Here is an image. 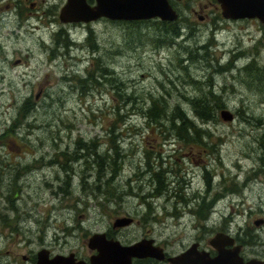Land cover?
Segmentation results:
<instances>
[{"label": "rangeland", "instance_id": "374dc122", "mask_svg": "<svg viewBox=\"0 0 264 264\" xmlns=\"http://www.w3.org/2000/svg\"><path fill=\"white\" fill-rule=\"evenodd\" d=\"M174 6L183 18L178 49L155 47L150 23H143L140 31H128L125 22L109 19L92 27H65L74 39L68 48L65 35H53L56 27L16 29L6 22L5 58L0 53L1 263L13 259L17 264L15 258L23 262L22 254L42 245L53 252L86 254L87 236L111 228L114 216L124 213L134 221L121 229L123 239L145 233L172 253L192 241L209 246V237L223 226L250 240L244 244L249 256L264 258V79L256 78L254 70L238 72L254 56L264 64V24L255 17L224 18L216 0H178ZM189 26L193 33L185 39ZM210 37L211 65L203 49L191 62L181 52L183 45L193 49ZM95 54L101 57L98 63ZM177 57H183L186 68L179 67ZM230 59L234 67L226 69ZM103 66L121 81L122 94L101 77V70L105 78L112 73ZM88 73L99 74L95 83L78 80ZM206 82H212L217 93L224 86L222 99L234 118L218 115V120L201 126L211 132L204 138L205 149H189L175 134L166 135L173 131L168 121L154 134L140 112L129 113L147 107L151 97L187 109L198 86L208 89ZM25 101L32 109L22 115ZM117 105L121 116L116 115ZM113 125L121 134L107 132ZM77 139L92 147L79 145L77 160H68V170H62L58 161L64 157L56 153L73 152ZM112 140L119 152L108 153L122 168L113 183L116 196L108 202V196L94 190L85 193L82 183L92 182L96 175L86 167L112 161L102 154ZM95 152L102 155L94 157ZM26 159L25 167L20 160ZM30 164L33 170L26 169ZM159 167L165 171L151 176L150 170ZM22 174L26 177L19 178ZM66 175L70 192L64 194L60 186L66 187ZM166 178V190L153 196L156 181L166 183ZM15 184L22 185L16 198ZM200 196L206 197L202 205L216 197L206 219H198L192 210ZM16 204L18 209L12 207ZM15 209L20 213H13ZM1 213H7L11 225L1 220ZM256 218L263 221L255 224Z\"/></svg>", "mask_w": 264, "mask_h": 264}, {"label": "trees", "instance_id": "16d2710c", "mask_svg": "<svg viewBox=\"0 0 264 264\" xmlns=\"http://www.w3.org/2000/svg\"><path fill=\"white\" fill-rule=\"evenodd\" d=\"M176 4L178 3V0L174 1ZM173 2V4H174ZM178 9V8H177ZM179 10V9H178ZM180 11V10H179ZM222 15V14H221ZM225 18V17H224ZM183 18L180 17V13L178 18H176L175 20H163V19H159V18H146V19H130V20H119L122 22H125V24L129 27L128 31H140L144 25L143 23H147L146 25H148V23H150L153 27V29L155 30V33H153V39H152V43L155 47H159V46H174L176 45V49H178V47H180L181 43L178 42V38L183 34V32L180 29V20H182ZM116 21V20H113ZM264 28V25H263ZM193 29L189 26V33L186 35L185 39L188 38V36L190 37L191 34L193 33ZM60 33H62V35H65V37L67 38V41L65 42V46H72V44H74L73 40H70L68 37V33L64 30L61 29L59 31ZM91 34V32H90ZM135 34V32L133 33ZM212 36V35H211ZM91 39L93 38V35L90 37ZM212 37H210L208 39V41L203 42V43H199V44H195L196 47H194L193 49H191L189 47V45L184 46L181 48V52L184 54L186 53V58L191 62L192 59H194V55L197 54L198 49H203L206 52V57L205 60H207L206 64L207 65H211L209 63L210 57H209V46H212L213 44V39H211ZM261 40V38L259 39ZM73 42V43H72ZM70 48V47H68ZM96 49V47H94ZM194 50V52H193ZM97 51V50H96ZM179 52V50H178ZM237 55H233L231 59L234 60V58H236ZM94 60H96V62L98 63L99 60H101L100 56H97V54L94 55ZM229 60L228 62V66L225 67L226 69H230L234 67V64L232 63V60ZM177 61H178V65L179 67H181L182 69L186 68L187 65H183L182 61H183V57L179 58L177 57ZM218 65V64H216ZM105 67V69H109L110 72H112L111 74H109V77L105 78L104 77V72L102 71V78L106 79L108 82H111L113 84V86H115L117 88V92L119 94H122L120 92V84L121 81L115 76L113 75V70H111L108 66H103ZM100 68L97 67L96 70ZM245 70L246 72L250 69V70H254L255 71V76L256 78L260 79H264V64H258V61L256 60L255 56L250 59V61L248 63H246L244 66H242L238 72ZM100 70V69H98ZM252 74V77L253 75ZM111 75H113L114 77L117 78V80L113 77H111ZM96 76H99V74L94 75L91 73H88L86 76H78V80L79 81H83V82H89L92 81L93 83L96 82ZM254 76V77H255ZM111 79V80H110ZM257 80V79H255ZM195 80L193 78H190L189 82H194ZM259 80H257L258 82ZM204 85L208 86L207 90L202 89V86H198V93L197 95H194L192 97L188 98V108H184L182 107L179 103H175L174 105L170 106L166 104V101L161 98V97H151L149 99V101L147 103H150L147 107L143 108V106H139L138 109L136 111H131L129 113L132 112H140L142 114L143 117H145V119L147 120L148 124H149V128L151 132H159L162 129V124L164 121H168L171 126L173 131H167L168 134H175V136L180 139L181 144L183 145L184 143L188 146V148H192L194 149H205V141L204 138L208 137L209 135H211V132L208 129H204L201 126L204 123H208V122H214L216 120H218V115L220 116V109H222L223 107H226L224 100L222 99V95H223V91H224V86L220 89V93H217V91L213 90L212 88V82H206ZM129 97V96H128ZM27 100V99H26ZM127 100V99H126ZM146 103V104H147ZM120 108H122L121 106L117 105L115 107V112L116 115L121 116L120 114ZM22 109H23V113L22 115H27L30 110L32 109V105H28L27 101H25L22 105ZM121 118V117H119ZM196 120H199V124L196 122ZM118 128V126H111L110 129L107 131L110 134H114L116 133L117 135L121 134L119 131H115ZM9 131V129L7 130V132ZM155 134V133H154ZM159 135V134H156ZM81 143V144H79ZM109 146L105 149V152H102L103 155H107V157H110L112 159L111 162L109 163H96V164H92L91 167H86V169H93L96 172L95 178L92 176L88 177V181L89 178H92V182H86V183H82V187L84 189V192L87 193V189H90V191L94 190L96 193L99 192L101 194H104L105 196H108L109 198L107 199V201L109 202L111 199V196H116L115 193V187H114V181L116 180L120 169L122 168V164L117 167V165L115 164V160L117 157H112L110 153H108V151L113 150V152L118 153V146L114 143V141H109L108 142ZM79 145H82L83 148H86V150H88L87 147H90L89 149H91L92 145L89 144H84L81 140L77 139V141H75V150L73 152L65 153V152H58L56 154L63 156L64 159L58 161L59 162V166L62 170H68V160L70 159H74L77 160L76 158V151L77 149H79ZM112 146V147H111ZM111 147V148H110ZM264 151V150H263ZM262 151V153H264ZM102 154H98L97 152H95L94 157H97L98 155H102ZM31 169V167H28V169ZM71 171H73V169H70ZM158 171H165V169L163 168H158V169H154V170H150L151 172V176H157ZM68 173V172H67ZM207 175V173H205ZM67 179L64 180L66 187H61L60 188L63 190L62 192L65 194L67 193V191L70 192L69 189V185H70V181H69V175ZM103 182H101V181ZM100 183H97V182ZM156 181V180H155ZM208 185L210 186V181L207 179ZM103 184V185H102ZM157 186L154 187V191L152 192L153 196H159L160 194H162L165 190L168 184V180L166 178V183H158L156 181ZM102 185V188H101ZM68 187V189H67ZM20 189L21 186L18 184H15L13 186L12 189V196H16L17 194H20ZM117 197H119V195H117ZM180 197V195H179ZM183 200H185V198L183 196H181ZM201 200L198 201L197 203V207L195 209H192L194 211V213L197 215L198 219H206L211 212L214 211V204L216 201V197L207 200L206 205H202L201 202H205L204 199H206L205 196H200ZM199 198V195L197 193H195L193 195V200H197ZM150 205V203H149ZM13 208H16V206L12 205ZM13 211V210H12ZM149 211V210H148ZM147 211V212H148ZM16 212L18 213V211H13V213ZM20 213V212H19ZM18 216H20L18 214ZM116 217V216H115ZM5 219V220H4ZM1 220H4L5 224L11 225V220L8 219L5 216L2 217ZM16 221V217L14 218V224ZM212 229V228H211ZM218 230H222L224 231V227H218L216 228ZM239 241H241L243 244H246L248 242H250V240H245L244 238H239ZM0 264H13V259L10 262L6 263H1Z\"/></svg>", "mask_w": 264, "mask_h": 264}, {"label": "water", "instance_id": "95a60500", "mask_svg": "<svg viewBox=\"0 0 264 264\" xmlns=\"http://www.w3.org/2000/svg\"><path fill=\"white\" fill-rule=\"evenodd\" d=\"M223 17L257 18L264 24V0H216ZM100 16L111 19L130 20L160 18L175 20L179 13L171 0H96L91 6L86 0H67L61 9L60 17L64 21L92 20ZM220 116L224 120H232L233 112L223 107ZM129 215H119L114 218L113 225H125L132 221ZM262 218L255 220L258 224ZM104 232H93L87 239L88 246L96 248L97 252L90 256L92 264H128L133 256H151L163 259V247L154 242L153 237H143L131 243L123 244L118 239L106 238ZM208 243L217 252L210 256L208 250L200 249L199 243L194 241L179 253L169 255L167 259L174 264H263L257 257L244 259L239 253L241 244L227 232L217 231ZM225 244L232 245L225 248ZM47 248H40L37 252L35 264H82V259H75L73 252L69 254L57 253L49 256Z\"/></svg>", "mask_w": 264, "mask_h": 264}, {"label": "flooded vegetation", "instance_id": "af4514ba", "mask_svg": "<svg viewBox=\"0 0 264 264\" xmlns=\"http://www.w3.org/2000/svg\"><path fill=\"white\" fill-rule=\"evenodd\" d=\"M66 2H67V0H0V53L3 55V57L5 58V56H6V49L3 45V43H4L5 34H6L5 26H6L7 21L12 22L16 29H18L19 27H22L23 25H26V26L32 25L33 27L45 26V27H48L50 29H53L54 27H56V29L53 31V35L60 33L59 31L61 29H64L66 32H68L65 29V27H92L95 24V22H98L101 19H109V20L113 21L112 19H110L108 17H104V16H100L96 19H92V20H88V21H84V20L64 21L60 17V12H61V9ZM86 2L91 6L96 4V0H86ZM194 11L196 12V10H194ZM9 33L10 32L8 31V34ZM60 34H62V33H60ZM68 47H70V46H68ZM16 162H15V164H16ZM20 162H22L25 167L27 166V159L23 160V161L20 160ZM28 167H31V169L30 168L28 169ZM28 167L26 169L33 170L32 164L28 165ZM18 177L19 178H25L26 176H25V174H22V175H19ZM18 185L22 186L21 184H18ZM14 198H16V197H14ZM14 206H16V208L18 209L17 204ZM124 214L128 215L127 213H124ZM124 214H120V215H124ZM5 215L7 217V213L6 214L1 213V218ZM115 216H117V215H115ZM115 216H114V218H115ZM133 219H134V217H133ZM256 219H258V218H256ZM255 220H254V223H255ZM262 221H263V219L261 220V222ZM132 222H130L129 224H131ZM127 225L114 226L113 222H112L111 228L106 227L101 232L105 233L104 235L106 238L118 239L123 244L131 243L133 241H136L138 239L145 237V233H144L142 235H139V237L136 239L133 238L130 240V239L121 238V234H122L121 229ZM219 231H222V230H219ZM224 231L229 233L234 238L235 242L241 244V248L239 250V253L244 257L245 260L250 258V257H257L259 259H262L263 264H264V258H260L259 256H249L244 251V244L241 241H239V238H241V237L238 234L234 235L233 232H231V230L228 227H225ZM92 233L93 232H91L90 235ZM90 235L87 236V239ZM87 239H86V241H87ZM87 245H88V243H87ZM187 246H185L184 248H182L178 252H172V253L169 252L168 250H166L165 247L163 246V250L165 252V256L163 259H157V258L151 257V256H133L128 264H163L164 262H168V264H174V263L170 262L167 259V257L169 255L181 252ZM231 246L232 245H230V244H225V248H230ZM43 247H46V246H44V245L40 246V248H43ZM88 247L90 248V251L86 252V254H83V255H78V253L75 251H69V252L74 253L75 259H82L84 261L82 264H92V262L90 260V256L95 254L97 252V250H96V248H91L90 246H88ZM198 247L199 248H206L209 251L210 256L215 255L217 252L216 248L211 246V245H209V246H202L201 245ZM39 249H37L35 252L22 254L23 262H21V260L19 262L16 258L14 260H16L17 264H35V262L37 260V252ZM47 249L49 251V253H48L49 256H53L54 254L59 253V252H53L49 247H47ZM68 253H64V254H68Z\"/></svg>", "mask_w": 264, "mask_h": 264}, {"label": "bare ground", "instance_id": "6f19581e", "mask_svg": "<svg viewBox=\"0 0 264 264\" xmlns=\"http://www.w3.org/2000/svg\"><path fill=\"white\" fill-rule=\"evenodd\" d=\"M87 177V176H86ZM199 243V242H198ZM198 246H200V243H199V245ZM209 252V251H208Z\"/></svg>", "mask_w": 264, "mask_h": 264}]
</instances>
